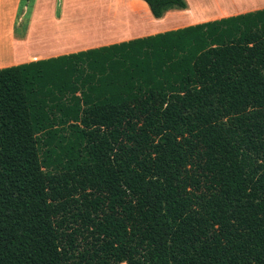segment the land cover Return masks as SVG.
I'll return each instance as SVG.
<instances>
[{"label":"trees","instance_id":"obj_1","mask_svg":"<svg viewBox=\"0 0 264 264\" xmlns=\"http://www.w3.org/2000/svg\"><path fill=\"white\" fill-rule=\"evenodd\" d=\"M0 264H264V8L1 67Z\"/></svg>","mask_w":264,"mask_h":264},{"label":"crops","instance_id":"obj_2","mask_svg":"<svg viewBox=\"0 0 264 264\" xmlns=\"http://www.w3.org/2000/svg\"><path fill=\"white\" fill-rule=\"evenodd\" d=\"M186 2L156 18L144 0H0V68L264 8V0Z\"/></svg>","mask_w":264,"mask_h":264},{"label":"rangeland","instance_id":"obj_3","mask_svg":"<svg viewBox=\"0 0 264 264\" xmlns=\"http://www.w3.org/2000/svg\"><path fill=\"white\" fill-rule=\"evenodd\" d=\"M101 1H105L106 2V1H109V0H101ZM63 20H65V18H63Z\"/></svg>","mask_w":264,"mask_h":264}]
</instances>
